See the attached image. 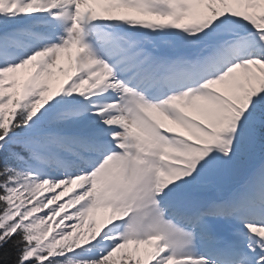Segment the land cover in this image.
<instances>
[{
	"label": "snow or ice",
	"instance_id": "snow-or-ice-1",
	"mask_svg": "<svg viewBox=\"0 0 264 264\" xmlns=\"http://www.w3.org/2000/svg\"><path fill=\"white\" fill-rule=\"evenodd\" d=\"M0 264H264V0H0Z\"/></svg>",
	"mask_w": 264,
	"mask_h": 264
}]
</instances>
